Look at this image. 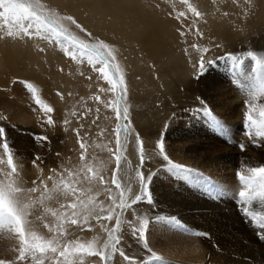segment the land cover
<instances>
[{
  "label": "rangeland",
  "instance_id": "374dc122",
  "mask_svg": "<svg viewBox=\"0 0 264 264\" xmlns=\"http://www.w3.org/2000/svg\"><path fill=\"white\" fill-rule=\"evenodd\" d=\"M34 1L43 11L52 15L55 20H59L64 29L69 30L82 42L95 45L103 41L109 45L114 57V59L110 58L112 68L121 87L117 83L116 89L113 91L112 81L105 80L96 71L98 67L103 65L95 60L92 63L88 62V55L93 53L92 49L82 54L78 45L72 44L71 38L67 36L56 37L51 32L44 31L37 35L34 21H17L10 14L0 17V42H9L13 48L18 50L15 44H19L20 41L23 43L28 41L29 52L35 57L32 66H24L25 61L19 60L18 64L11 68L10 72L8 70V74L6 73L7 75L0 80V127L4 129L6 134L5 137L0 138V145L5 140L9 145V142L14 139L21 147L20 152H22V154L15 153L18 152L16 149L11 150L12 159L16 166L15 174L12 173L11 166L8 167L7 162H0V174L2 177H6L7 185L24 188L23 185L19 186L13 180L12 174L19 173V176L25 180H28L27 177H31L32 182L43 180L54 184L60 182L61 174H63V180L68 181L70 179L69 173H73L79 180L75 186L82 190V198L85 203H87L88 198H91L95 212L99 213L101 217L107 216L110 208H115L113 215H116L118 207L115 206L118 205L119 198L118 188L112 186L108 195L103 197L104 191L103 195H100L99 191L102 188L96 187L94 183L103 186L112 178V168H108L102 174L100 169H102L105 161L113 160L114 157L117 118L113 105L118 107V97L121 96L123 89L122 109L123 111L127 109L125 124L129 126L131 132H139L144 140V172L146 175L151 174L149 190L152 199L149 203L145 197L144 200L137 203L138 205H133L131 209L118 210V213L122 214L121 235L130 234L133 227L140 228L141 221L147 219L149 221L148 244L147 247H144L154 255L150 258H140L141 261L146 259L145 263L147 264L151 262V264H235V259L230 260V263L228 262L230 258L227 256L228 252H234L237 249V253L234 252V257L241 258L243 251L247 250L246 247L242 250L237 248L235 243L223 247L214 244L215 250H218V253L215 254V252L208 251L204 242L197 241L201 246V255L188 258L189 255L185 254L183 258L181 257L183 256L182 253L178 257L182 248L187 249L188 246L192 248L191 237H198L200 234L195 235L192 232L191 235L183 230L186 228H180L179 224L169 225L165 208L169 194L171 197H177L176 199L188 197L189 200H193L196 199V193L200 201L203 198L210 203L205 202V205L202 206L200 202H197L200 204L198 209L189 210L195 213V216L192 215L190 218L193 217L195 222L205 226L202 227V230L214 229L219 234H231L235 231V234L238 235L241 229L243 232L249 226L257 232L255 229H257L256 226L259 222L258 213L264 214V196L259 198V189L256 186L248 188L245 182L240 179L239 173L249 176L251 175L247 171L249 167L264 165V137L257 134L255 125L244 130L240 129L239 126L249 124V113L253 121L257 123L264 121V116L261 115L264 112V90H262L264 63H259L258 66V62H264V0L185 1L184 9L191 10L194 7L197 10H202V14L199 17L196 16L200 22H205L213 14L218 15L217 20L222 21L224 38L217 45L218 48H221L219 50L216 46L209 44L208 46L203 45L200 51L191 54V57L197 58L193 60L194 69L187 78L190 84L179 82L175 76L171 78L166 75L159 78L160 68L152 64L140 50L135 51L134 46H130V44L118 45L115 41L107 40L53 0ZM99 6L103 7L102 5ZM183 8L179 9L183 11ZM0 11L3 10L0 9ZM240 13L244 15H240ZM68 16L73 17L75 22L67 20L66 17ZM29 24L33 25L29 28L31 35L23 31V28H27ZM9 32L13 35L10 36ZM212 48L216 49H213L212 52ZM205 49L209 51H204ZM69 52L76 53V56H70ZM249 52L254 53V57L248 56ZM202 57L206 63L209 61L212 63L206 68L203 75L196 79L195 77L200 71L199 64ZM237 59L240 61L239 63ZM46 68L49 72L51 70L53 74L47 73ZM54 72L57 75H54ZM40 76H45L41 78L46 80L48 84L49 93H46L45 96L35 90L37 85L33 82V78ZM109 76L115 80L110 68ZM121 79L123 83H121ZM131 83L136 86L135 90L132 89ZM159 84L161 85L159 86ZM95 97H99V100ZM85 105L89 106L88 113L84 112L83 106ZM45 106L53 108L54 112H46ZM205 110H209L211 114L205 115ZM48 115L52 116L53 125L47 124ZM94 117L99 121H97V126L89 132H85L86 123H89L90 120L93 123L96 122ZM20 119H26L23 120L26 124ZM136 119L139 120L140 124L136 122ZM19 125L26 126L27 129L23 130V128L18 127ZM77 129H79V136L76 132ZM183 130H191L192 132L183 138L171 134ZM209 130L213 131V134H209ZM38 136H47L49 140L47 142L38 141L36 139ZM160 139L164 141V151L168 155V159L159 154L157 141ZM80 141H83L85 145L83 150L80 148ZM34 142H36L35 145ZM241 144L244 145V149H241ZM195 145L196 148L193 149ZM127 149L132 160H134L135 153L139 158V147L133 142L130 135L128 136ZM82 152L83 160L81 159ZM1 155H4L8 160V152L2 146H0ZM37 155L42 159L37 160V166L33 167L32 162ZM169 161L183 165L185 169L190 171L171 170ZM85 166L92 169L89 175L98 172L103 176V183L94 182L90 184L81 172ZM60 167H62L61 171L59 170ZM139 170L140 162L137 165L135 180V189L138 186L139 189L132 196L141 193ZM8 176L12 180H9ZM36 186L35 183L33 187L38 189L39 186ZM51 186L53 187V185ZM207 186L210 187L209 190H207ZM52 187H47V189ZM196 189H199V192ZM167 190L168 192L170 190V193L166 192ZM244 190L248 191L249 198L240 197V191ZM71 202V196L67 199L62 196L60 205L52 210L57 215L53 216L50 227L55 228L60 223L58 217L62 213L71 212L70 209L60 207L61 204L67 205ZM127 203L130 204L131 199ZM243 203H245L246 210L242 212L245 217L241 221L245 224V228H238L234 225L235 223L238 224L239 221L235 211H241L242 206H244ZM229 209L231 210L229 211ZM248 213L253 215H248ZM111 222L105 219L97 221L93 217L90 219L91 230L78 229L76 236L73 235V238L68 236L67 238L79 242L81 239H86L87 243L85 244L96 243L99 246L101 238L106 234L105 228H109ZM222 225L223 227H221ZM64 227L69 229L67 224H64ZM92 229L94 235L89 236L88 233ZM204 230L201 231L203 236ZM4 232L8 236L10 231L7 227H0V260L9 261L12 254L4 251H6L7 246H12V243L15 245L14 247H17L16 243H19V239L10 232L11 239L16 242H5L7 237L3 235ZM175 232L177 233L175 234ZM171 233H174V238L182 245L181 249L175 250L176 255L166 252L169 249L167 238H172ZM258 233L260 234V231ZM52 235L53 233H51ZM138 236L139 233L135 238L130 234L136 244L143 245L142 242H137ZM217 256L223 257L224 260L223 258L218 259ZM84 257L89 256L85 254ZM93 262L99 264L97 258L93 259L91 264Z\"/></svg>",
  "mask_w": 264,
  "mask_h": 264
},
{
  "label": "bare ground",
  "instance_id": "6f19581e",
  "mask_svg": "<svg viewBox=\"0 0 264 264\" xmlns=\"http://www.w3.org/2000/svg\"><path fill=\"white\" fill-rule=\"evenodd\" d=\"M185 1L186 0H179V1H176V0H53V2H55L57 5L61 6L63 9H67L72 14L76 15L77 19L81 20L83 24L94 29L97 33H99L100 35L105 37L107 40L110 39L112 41H115L116 44H118V45L130 44V46L131 45L134 46L135 51L140 50L143 53V55L147 59L150 60V62L152 64H154L155 66H158V68H160L159 78H162L163 76H166V75H168L171 78H173V76H175L179 82H181V83L186 82V83L190 84V82L187 80V78L189 77V75L192 73V71L194 69V67L192 66V65H194L193 60H195L197 58V57L196 58L191 57V54H193L194 52L200 51V48L203 47V45L208 46L209 44H210V46H216L217 49L219 50L221 48L220 47L218 48L217 45H218V43L221 42V40H224V38H223V32H222L223 31L222 21L220 22V20L219 21L217 20V18L219 17L218 15L213 14V16L209 19H206L205 22H200L196 18V15L191 10H186L183 8V6L185 5ZM25 2L37 4L34 0H25ZM99 5H102L103 7L101 8ZM179 5H181V6H179ZM179 8H181V9L183 8V11L180 10ZM34 10H36L39 14L42 12L43 14H46L47 16L53 18L51 15L47 14V12L43 11L40 7L35 8ZM199 10H197V11H199ZM199 12L202 14V10H200ZM182 13H183V15H182ZM240 15H244V14L240 13ZM233 16L235 18H237L235 15H233ZM20 38H21V36H20ZM13 40H15V39H13ZM19 41H20V39H19ZM27 43H28V41H27ZM27 43H23L20 41L19 44H15L16 47L18 48V50H17L15 48H13V46L9 42H6V43L0 42V80H2L8 74V70L10 72L12 70L11 68H13L14 66H16L18 64L19 60L25 61L26 64H23L24 66H32V64H34L33 62L35 60V57H34V55H31V53L29 52L30 51V48L28 46L29 43L28 44ZM213 49L214 48L211 49L212 52L216 48L214 50ZM46 72L52 73V71L50 70V72H49L47 70V68H46ZM55 74L56 73L54 72V75ZM44 75H46V74H44ZM48 76H49V74H48ZM41 77H45V76L35 77V78H33V82L37 85L35 90L37 92H39L42 96H45L46 93H49V91L47 89L48 84H47L46 80H44ZM54 78H55V76H54ZM164 84H165V81H164ZM131 85H132L131 86L132 89L135 90L136 86L133 85V83H131ZM160 85L161 84H159V86ZM117 105H118V108L120 109V112H121V118L116 121L117 122L116 128L118 125H121V126L125 125L124 111L122 109L123 105H122V101H121V99H119V97H118ZM101 106H103V103H101ZM83 107H84V112L88 113L89 112V106L85 105ZM138 118H139V116H138ZM100 119H101V117H100ZM20 120L23 121L26 119H20ZM94 120L96 122L93 123V121L90 120L89 123L85 124V132H89L90 130H92L93 128H95L97 126L98 119L96 120V118L94 117ZM142 120H144V119H142ZM136 122L139 123V120L136 119ZM24 123L26 124V122H24ZM137 123H136V125H137ZM18 127L23 128V130L27 129L26 126L19 125ZM239 128L244 130V129L250 128V127H249V124H247V125H240ZM16 129H17V127H16ZM14 131H16V130H14ZM196 131L197 130H195V132ZM209 131H210L209 134H211V133L213 134V131H211V130H209ZM191 132H192L191 130H183V131H178V133L172 132L171 134H173V136H175V137L183 138V137L191 134ZM128 136H129L128 134L124 133L121 130L119 151H117V144L115 141L113 156L114 157H115V155L121 156L119 169H117V165H116V161H115L114 157H113V160L109 159V160L105 161L104 164L102 165V169H100V173L102 174L103 172L107 171L108 168H112V172H113V174L111 176L112 178L110 179V181H107V183L103 186H101L97 183H94L96 187L102 188V190L99 191V194L103 195V191H104L103 197H106L108 195L109 191L106 192L105 189L110 190L112 186H116L115 184L112 183L113 178H115L117 183L120 185V187L118 188V191H119L118 204L120 202V193L122 191L125 192V200L128 202L130 197L139 189V186L137 189H135V180H136L137 165L139 163V158L136 155V153L134 154V160H132L130 158L129 151L127 149ZM115 137H116V135H115ZM26 139H27V137H26ZM35 143L36 142H34V145H35ZM25 144H30V143L26 142ZM22 145H24V144H22ZM9 146H10L11 150L16 149L18 151L15 153H21L22 154V152H20L21 147L14 141V139L9 142ZM195 148H196V145L193 146V149H195ZM209 148H213V147H209ZM0 157H1L0 162H7V159L4 155H1ZM17 157H19V156H17ZM8 167H10V165H8ZM59 170L61 171L62 167H60ZM14 174H12L13 180H15L16 183L19 184V186L23 185V187H24L23 189L26 190V189L33 188V185H35V183H33L31 181V177L26 176L28 180H25L21 176H19V173L16 175H14ZM8 179L12 180L11 177H9V176H8ZM63 179H64L63 174H61V180H63ZM6 180H7L6 177H2L0 174V183L7 184ZM41 181H43V180H41ZM41 181L36 182V184H37L36 187H38V186L39 187L35 193L25 192L22 199H23L24 203L30 204L29 215L26 217V219L29 222L28 225H26V230L35 231L38 235L47 239V238L51 237V232L48 231V228L50 227V222H52V219H53V215L51 214L52 210L54 209V207L60 205V203L62 202V195H58L57 193L53 192L52 188H51L48 190V194L50 192L51 198L45 199L43 204L39 203V201L42 199V194L45 192L44 185L46 184L47 187H52L51 185H53V183L50 184L51 182L48 183L46 181H43V183H41ZM128 188L131 189L130 192L125 191ZM199 188H201V187H199ZM209 189H210V187L207 186V190H209ZM196 190L199 192V189H196ZM166 192H168V190ZM168 193H170V190ZM190 193H192V192H190ZM167 197H168V201L166 203V208H165L166 211L165 212H166V216L169 218L167 220L168 224L169 225L173 224V223L176 225L179 224L180 228H182V227L186 228L183 230L184 231L186 230L187 233H190L192 235V232H194L195 235L200 234L199 235L200 237L199 236L194 237V238L191 237L192 240L190 239L191 240L190 242H193V244H192L193 249L190 246L186 247L187 249H184V248L181 249V247H182L181 243H178L173 236L174 233H171L172 238H167V240L169 241L168 242L169 249L166 247V249H168V250H166V252L170 253L171 255H174L175 250L181 249L180 250L181 253L178 254L179 255L178 257H180V255H182V253H183V256H181V257L184 258L185 257L184 255L186 254L187 256L189 255L188 258H190V257H193L195 255H201V246L199 243H197V241L198 242H200V241L204 242V244L208 247V251L209 252H215V254L218 250L217 251L215 250L216 246L214 247V244H217L219 247H223L224 245L235 243V245H237V248H241V250H242L243 248L246 247L245 249H247V250L243 251V253L241 254V258L240 257H238V258L234 257L235 253H237V249L234 251L235 253L234 252H230V253L228 252L227 256L228 257L230 256V258L228 259V262L230 260L235 259V261H236L235 264H264V228H261V226H260L262 223H264V214L263 213L262 214L258 213L259 214V222L257 223V226H256L257 229H255L257 232L252 230L249 226H248V228L246 227V229H244L243 232L241 229L242 233L240 232L239 233L240 235L235 234V231H233L232 229L231 230L234 233L219 234V233H216L217 231H215L214 229H208L207 228L208 230L203 229L204 230V233H203L204 236H203V235H201V231H203L202 227H205V226H202L199 223L195 222V220L192 219L193 217L190 218V216L194 215L195 213H193V211L190 212L189 210L190 209H198V206L200 204L199 203L197 204V202H200L202 204V206L205 205V202L207 204H210V203L207 202V200H205V199L203 200V198H201L202 201H200L199 196H198V194L196 195V193H195L196 199H193L194 201L189 200L188 197H178V199H176L177 197L176 198L171 197L170 194ZM260 197H261V195L259 196V198ZM243 204H244V206H242L241 211H235L238 214V216L237 215L236 216L238 218L237 220H239V221H238V224L235 223L234 225L238 226V228L245 226L243 221H241V220H243V217H245V215L242 214V212L244 210H246L245 209V207H246L245 203H243ZM224 208H226V207H224ZM118 210H120V209L118 208ZM118 210H117L116 215H118L119 219L122 220V214L120 215V213H118ZM230 210L231 209H229V211ZM223 211H224V209H223ZM225 214H227V213H225ZM224 216H226V215H224ZM37 217H39V219H37ZM235 218H233V219H235ZM178 221H179V223H178ZM114 223H115V220H113L111 222V224L109 225V228H111L114 225ZM45 225H47L48 227H46ZM96 225H98V224H96ZM232 226H233V224H232ZM221 227H223V225ZM238 228H236V229H238ZM78 229L79 228H74L73 226L69 227L68 230L72 233L69 236H72V238H73V235L76 236L78 231H79ZM93 229H92V231H90V233H88L89 236L94 235ZM259 231H260V234L258 233ZM176 233L177 232H175V234ZM5 234L6 233L4 232L3 235L6 236L7 234L6 235ZM116 235H121V233L120 232L116 233ZM6 237H7L6 240H4L5 242L8 241V242L12 243V241H14L11 239L12 236H10V232L8 233V236H6ZM107 240H108V234L106 233L101 238L99 246H102L103 243H105ZM133 240L134 239L132 237H130V234L124 233V234H122V241H121V244L119 245V247H121L122 250L126 254L135 256L138 259L150 258L153 256V254H151L149 252V250L144 247V245H138ZM14 242H16V241H14ZM81 242L87 243V240L81 239ZM185 243H183V244H185ZM16 244H17V247H14L15 245H13V243H12V246H10L8 244L9 246H7L6 251H4V252H7L8 254H9V252H11L12 257H10L9 261H12L13 264H27V262H20L18 260H14V259H16L15 257L18 256L17 249L20 246L19 243H16ZM231 245H233V244H231ZM177 252H179V251H177ZM187 253H190V254H187ZM86 256H87V254H86ZM219 258L222 259L223 257H218V259ZM93 259H95V257H91V256L83 257L82 263L84 261H86L84 264H91ZM145 260L144 261L142 260V264L145 263ZM223 260H224V258H223ZM47 263L48 262L45 261V264H47ZM108 264H126V262L123 261V258L120 257L119 254L117 253L115 255L114 259L110 260L108 262ZM145 264H147V263H145Z\"/></svg>",
  "mask_w": 264,
  "mask_h": 264
},
{
  "label": "snow or ice",
  "instance_id": "6c2138e0",
  "mask_svg": "<svg viewBox=\"0 0 264 264\" xmlns=\"http://www.w3.org/2000/svg\"><path fill=\"white\" fill-rule=\"evenodd\" d=\"M38 4H33L29 2H25V0H0V17L10 14L17 21L21 20H31L34 21V27L36 30V34H41L44 32H51L52 35L56 37L67 36V30L63 28V25L60 24L59 20L50 19L46 14L42 12L38 14L35 8H38ZM191 11L199 17L201 15L200 12L197 11L196 8H191ZM183 15V13H182ZM69 21H74V18L71 16L66 17ZM33 27L32 24H29L27 28H23V31L26 34L31 35L29 32V28ZM198 31V30H197ZM9 35H13V33L9 32ZM91 35V33H88ZM70 42L72 44L78 45L79 51L83 54L86 53L89 49L93 50L92 54L88 55V62L92 63L94 60L101 63L103 66L98 67L96 71L105 79L112 81V90L115 91L117 82L109 76V68L112 67L111 59H114L112 56V51L110 50L109 45L105 44L103 41L96 43L95 45L86 44L82 41H77L75 38H71ZM204 51H209L205 49ZM70 56H76V53L69 52ZM250 57H254V53L249 52L247 54ZM111 58V59H110ZM237 62L240 61L237 59ZM212 62H205L203 57L200 60L199 68L200 71L197 73L195 77L198 79L203 73L206 71V68ZM264 63V62H258ZM121 83L123 80L121 79ZM262 90H264V85H262ZM124 90L121 91V96L119 99H123ZM95 99L99 100V97H95ZM114 110L116 111V118L119 120L121 118V112L118 107L113 105ZM45 111L48 113L54 112L53 108H49L45 106ZM209 110H205V115H210ZM264 116V112L261 113ZM124 117L127 118V109L124 110ZM249 127L253 125L257 128V134L260 137H264V121L259 123L253 121L251 114L248 115ZM47 124L53 125L54 120L51 115L47 117ZM67 123V121H66ZM121 130L130 135L133 138V142L139 147V162H140V170L138 171L139 183L141 184V193L136 194L132 197L131 203H127L125 200V192L122 191L120 193V202L115 207H118L121 211L125 209H131L133 205L139 203L147 197V202H151V192L149 190V182L151 179V174L146 175L144 172V164H145V155H144V140L141 138L139 132H131L130 128L127 124L121 126L118 125L116 132V144L117 151H119L120 147V132ZM77 135L79 136V129L76 130ZM250 134V133H249ZM5 131L2 127H0V138L5 137ZM38 141L47 142L49 137L47 136H38L36 137ZM159 146V154L163 155L165 159H168V155L165 153V145L163 139L157 141ZM2 148L8 152V165L11 166L12 173L16 172V166L12 159L11 149L6 140L3 142ZM241 149H244V145H240ZM80 148L83 150L85 145L83 141H80ZM59 155V154H57ZM115 161L117 165V169L120 167V155H115ZM42 157L35 156L33 159V167H36V161L41 160ZM81 159H84V155L82 152ZM171 170L176 169L178 172L190 171L184 168L183 165L171 163ZM251 175L245 176L243 173H239L240 179L245 182L248 188H252L256 186L259 189L258 194L264 196V165L259 167H249L247 169ZM84 178L91 184L94 182L103 183V176H101L98 172L92 175L89 173L92 172L90 167L85 166L81 170ZM69 180L64 181L61 180L59 183H54L52 187V191L57 193L58 195H62L65 199L69 196L72 197V202L67 205L61 204V208L70 209L71 212L62 213L61 216L58 217L60 223L55 227H49L48 231L53 233L50 238H44L38 235L35 231L26 230V225H28V220L26 217L29 215V203H24L22 197L25 192L35 193L38 189L33 187L30 189H22L19 187H12L11 185L0 183V227H7V229L12 232L19 239L20 246L17 249L18 256L16 259L20 262H27V264H45V261L48 264H82L83 257L85 254L91 257L97 258L99 264H108V262L114 259L115 255L118 253L120 257L123 258V261L126 264H142V261L135 256L126 254L119 245L122 241V235H116L122 231L121 225L122 222L119 219L118 215H113L115 212V208H110L108 210L109 214L107 216L101 217L99 213L95 212V206L93 205L92 199L88 198L87 203L82 198V190L76 188V184L79 183L78 178L75 174L69 173ZM51 179V177H49ZM33 183H36L35 181ZM43 183V181H41ZM112 183L116 185L117 188L120 185L117 183L115 178H113ZM45 192L42 194V199L39 203L43 204L45 199H50L51 196L48 194L47 185H44ZM105 191H109L105 189ZM125 191L130 192L131 189L128 188ZM241 198H247L249 193L247 190L240 191L239 193ZM50 211V210H49ZM53 216H56V212L51 213ZM248 215H253L252 213H248ZM95 218L97 221L101 219L108 220L109 222L115 220L114 225L111 228H105V232L108 234V240L103 243L102 246H97L96 243H88L85 244L83 242H79L77 240H69L67 237L72 233L64 227V224H67L69 227L75 226L81 230L89 231L91 230L90 219ZM255 218V217H254ZM39 219V217H37ZM149 221L147 219H143L141 221L140 228H132L131 236H138V243H143L145 247H147L148 239H147V229H148ZM48 227L47 225H45ZM261 228H264V223H262ZM154 255V254H153ZM160 258V257H157ZM0 264H13L12 261L0 260ZM95 264V262H93Z\"/></svg>",
  "mask_w": 264,
  "mask_h": 264
}]
</instances>
